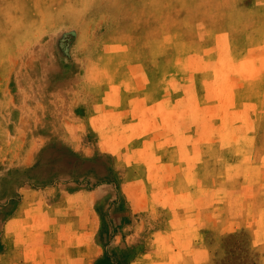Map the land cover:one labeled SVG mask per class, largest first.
<instances>
[{
    "label": "rangeland",
    "instance_id": "374dc122",
    "mask_svg": "<svg viewBox=\"0 0 264 264\" xmlns=\"http://www.w3.org/2000/svg\"><path fill=\"white\" fill-rule=\"evenodd\" d=\"M0 264H264V0H0Z\"/></svg>",
    "mask_w": 264,
    "mask_h": 264
},
{
    "label": "crops",
    "instance_id": "0c3cea01",
    "mask_svg": "<svg viewBox=\"0 0 264 264\" xmlns=\"http://www.w3.org/2000/svg\"><path fill=\"white\" fill-rule=\"evenodd\" d=\"M69 239V244L65 243V250H66V258H76V251H74V247L71 245L72 242H74V238L72 237V235H69L68 237ZM67 241V240H66ZM65 242V241H64ZM89 255L88 253H85L84 257L87 258Z\"/></svg>",
    "mask_w": 264,
    "mask_h": 264
}]
</instances>
